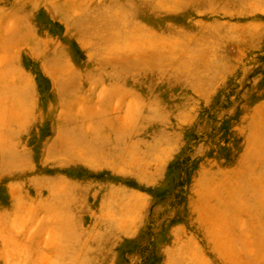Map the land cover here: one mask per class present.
Wrapping results in <instances>:
<instances>
[{
  "label": "rangeland",
  "instance_id": "obj_1",
  "mask_svg": "<svg viewBox=\"0 0 264 264\" xmlns=\"http://www.w3.org/2000/svg\"><path fill=\"white\" fill-rule=\"evenodd\" d=\"M200 1L169 0L155 74L124 33L161 0H0V264H264V0Z\"/></svg>",
  "mask_w": 264,
  "mask_h": 264
},
{
  "label": "crops",
  "instance_id": "obj_2",
  "mask_svg": "<svg viewBox=\"0 0 264 264\" xmlns=\"http://www.w3.org/2000/svg\"><path fill=\"white\" fill-rule=\"evenodd\" d=\"M186 2V0H183ZM215 2L216 0H212ZM187 2L192 3L193 5L191 6V9L193 10L194 13L198 12H204L206 10L207 5L200 0H187ZM151 7L149 10V13L153 15V17H150L148 20L144 19H138L135 21L133 24H129L130 27H127V33H124L125 39L126 40H137L140 42H150L149 50H151L149 54V60H150V69H148V72H152L155 74H167L169 73V0H161L160 4L157 3H150ZM184 6V5H183ZM10 13V11L7 10H2L0 8V40H6L12 39V36L14 33H2L4 26H7L8 23L6 19L1 17L2 13ZM7 15V14H6ZM12 26V25H11ZM132 30L134 31H140L145 32L148 36L145 37H138L136 39L131 38L132 35L136 36L137 33L131 34ZM31 42L28 43L30 47L35 44L34 39L31 36ZM34 48V45L32 46V49ZM165 50V55L161 54L160 51ZM8 53V52H7ZM6 53L7 57L8 54ZM165 62V64H164ZM119 72L122 74H129V73H136V72H143L142 70L137 69V66H127V65H119L118 67ZM27 78V77H26ZM28 84L27 82L24 85V87H27V89H31V92H33V83L31 78L29 77ZM23 83V82H22ZM21 83V84H22ZM116 86V85H115ZM113 86V88L115 87ZM23 87V86H22ZM23 87V88H24ZM118 87V89L116 88ZM115 92L121 93V97L124 99L128 95L135 97L136 99L143 100V96L140 92L137 90L131 88L130 86L127 85H119L116 86ZM30 92V91H29ZM87 97V96H86ZM32 109V107H31ZM32 113V110H30ZM52 139L53 135L49 136L46 143H45V148L43 150L42 158L46 160V158L50 155H53L55 152V148L51 145L52 144ZM70 153L72 155H75L77 158L82 160L83 162L87 164H99L97 161V156L93 155L89 150H82L81 148H76V149H71ZM83 155L84 157H82ZM58 182H55L53 185L57 184ZM44 202L48 204V208L45 209L44 214L46 217H53V218H72L75 219L76 221L78 218L82 217L83 215H79L77 211L72 210V209H62L58 210L57 203L60 201H67L69 199L65 198L67 196H64L60 199H56L55 196L53 195H45ZM60 212V213H58ZM66 225L69 227V221L66 220ZM63 227V224H59V228ZM92 228H95V225L93 224L91 226ZM38 264H99L98 262L92 260V259H84L81 262H79L77 259L75 261L69 260V259H61L57 258L55 256L47 257L43 259L41 262Z\"/></svg>",
  "mask_w": 264,
  "mask_h": 264
}]
</instances>
